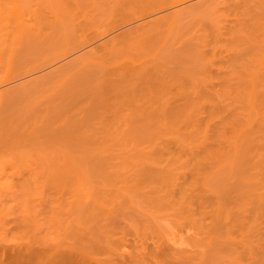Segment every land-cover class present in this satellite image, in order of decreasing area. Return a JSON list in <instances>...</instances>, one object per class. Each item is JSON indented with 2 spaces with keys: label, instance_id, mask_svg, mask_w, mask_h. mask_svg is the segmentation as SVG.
Returning a JSON list of instances; mask_svg holds the SVG:
<instances>
[{
  "label": "bare ground",
  "instance_id": "6f19581e",
  "mask_svg": "<svg viewBox=\"0 0 264 264\" xmlns=\"http://www.w3.org/2000/svg\"><path fill=\"white\" fill-rule=\"evenodd\" d=\"M25 1L0 0V20L6 21V29L10 28L12 31L16 29L18 32L15 30V34L23 33L30 36L28 40L24 39L27 36L23 37L24 40L21 39L25 45L22 44L23 41L19 44L24 45L19 46L22 47L21 49L18 47L19 55L15 54L17 46L11 49V51L14 49L15 61L19 56L18 58L23 59L24 63L30 60L29 64L33 60L32 53L38 51V53L34 52L37 55L45 48V46L42 48L41 44L46 45L47 42L50 44L53 38L56 44L63 37V32L62 36L58 35V28L53 27L58 32L54 30L53 35L56 36L54 37L52 30L49 31L50 40L47 35L42 37V32L40 36L38 32L37 35L31 36L33 29L28 22L34 18L31 20L24 18L21 12L24 8L21 6L25 5L27 2ZM61 1L65 4L68 0ZM86 1L90 2V0L76 2L82 5V2ZM8 2H12V5ZM51 2L54 1L51 0ZM72 2L74 3L75 0ZM169 2L159 6L154 5L135 19H126L127 22L123 21L124 23L115 27L118 29L121 26L119 31L114 33L115 29H112L109 36L104 33L103 38L96 36L93 38L95 40L82 42L83 45L80 43V46L77 44L76 47L67 49L71 52H66L64 48L66 54L62 53L63 55H58L59 57L52 49L56 57L52 55L50 60L48 59L51 58L48 57L50 54L42 56L41 63L34 59L33 62L35 61L38 66L35 63V66L32 65V62L31 66L30 64L28 66L29 70L27 66L23 68V61L18 60L21 71H17L18 75L16 73L14 80L0 87L1 177L5 178L3 177L5 172L9 174L6 171L8 168L11 167L15 172L21 165L19 173L15 172L17 176L11 174L14 177L13 181L8 182L6 179L7 183L12 184L15 191H19L25 198L23 204H20L23 209L21 206L20 208L26 216L29 215L28 200L35 192L42 195L40 200L47 206H45L47 224L43 222L45 226H40L42 221L38 223L34 220L38 219V217L35 218V214H33L34 219L29 217L32 224L40 226L38 228L41 233L34 232V235L26 236L29 238V244L24 245L29 249L26 247L28 249L26 253L24 252L26 249L20 250L19 253L15 251L14 256L17 254L18 260H13L15 264L16 261L18 264H94V262L98 264V261H93L94 257L92 259L93 253L117 259L119 261V263L116 261L117 264H147V260L152 259L151 261L154 262L153 258L156 259L154 264H264V0H173ZM52 3L48 2L47 5ZM66 6L61 7L67 11L70 5L67 8ZM82 6L80 8L85 11V14L83 11L81 13L87 18L88 16H84L88 12L87 8L84 4ZM87 6L90 7V4ZM58 7L56 9H61L58 12L62 13L63 9ZM76 7L80 9L79 5ZM96 9L100 10L98 7ZM66 11L64 10V16L68 12ZM232 13H235V18H229V14ZM69 14L67 13L71 19V13ZM224 15L228 16L227 19ZM34 16L36 19L40 17ZM61 16L60 14V20L66 19L63 16L61 19ZM44 18V16L40 17L41 21L38 19L36 24L39 25V21L42 25L49 23L44 24L42 21ZM34 21L32 22L35 23ZM59 22L60 26H63L64 23ZM62 26L60 29L63 28ZM2 27L0 32L3 28L5 31V27ZM57 37L58 41H56ZM164 38L166 40L163 47L159 50L154 49L158 41L157 48L160 47L159 44L162 45L161 41L163 42ZM120 40L130 42L133 40L131 43L128 41V45L124 44L125 49L136 42H140V45L143 42L152 45L151 50H158L155 54L152 51L155 57L154 62L151 60L153 57V55L151 57V50L150 53L147 52L149 54L147 56L151 57L149 59L152 65L148 63L149 61L143 63L140 57L139 60L143 63L137 62L141 64L140 66L134 61L126 65L127 62L125 68H122L123 64L121 66L118 64L124 71L120 72L121 70L118 71L116 68L118 72L114 73L115 76L112 73L113 70L108 72L97 69L98 65L95 64L99 62L98 60L97 63L91 62L90 59L87 61V57L95 54L96 50L100 48L104 50L108 44ZM4 41L2 40L3 44ZM40 41H42L41 44ZM164 44H167V47H164ZM135 45L139 48L137 44ZM130 47L126 50L130 51L134 45ZM46 48H50V45ZM142 49L144 50V46ZM13 51L10 54H13ZM59 52L61 53V49ZM144 54H146L145 51ZM85 60L87 63L84 62ZM11 61L13 60H10L13 66L16 62L11 63ZM89 62L90 65H88ZM93 64L96 69H93ZM20 66L17 65L18 68ZM78 66H82L81 69ZM76 67L78 70L74 72ZM69 69L73 70L70 73L73 72L74 76L70 79L74 81V84L68 79L65 80L74 85L73 89L76 92H88L87 94L95 95L102 89L106 92L109 90V93L113 92L112 89L115 93L120 91L126 93L129 90V93L133 92L131 96H134L136 93L134 91L141 89L142 91L139 90L141 94L138 91L137 94L143 97L137 102L127 103V101L126 105L123 103L125 106L117 103L119 109L121 107L118 110L111 107L112 101L105 105L101 102L95 103L93 100L89 103L79 102L75 94L69 93V96L64 89L67 93L65 95L69 98L63 97L67 100L62 102L61 98V102H47L45 110L42 108L38 110L43 113L40 114L38 111L36 113L37 103L30 102V99L33 101V94L39 91V88L41 93L47 89L44 87L48 84L58 82L57 78L60 81L61 77L70 71ZM102 72L107 73L103 75ZM108 73L112 74L108 76ZM117 73L120 79L117 78ZM113 75L118 80L112 79L111 76L115 78ZM152 81L158 82L157 86L155 84L153 86ZM117 85L123 88V91L120 88H117L120 89L119 91L115 90ZM153 90L161 95L167 92L175 93L179 95L180 101L179 98L175 103L170 99L156 100L157 102L152 104L148 95L153 93ZM72 95L79 103L73 101ZM32 104H35V107ZM159 149H162L161 152L167 151L166 157L169 155L173 159V162L170 160L172 163L169 161L168 165L166 163L169 159H163L166 160L164 162L167 167H158V161L152 162L153 158L160 154ZM162 154L165 156L164 152ZM118 155L122 157L123 166L121 162L114 161ZM158 158L160 159V156ZM160 160L163 163L162 159ZM177 161L187 166L190 164V167L184 171L185 168L183 170L181 166L176 165ZM118 163L119 167H123L122 173L118 172L120 169L117 168ZM126 163L130 166L129 173L126 170L128 167H124ZM155 163L157 166L154 165ZM116 174L119 177H116ZM129 177H131L130 181ZM4 190L6 191L5 188ZM178 192L183 203L180 204L177 196L180 206L177 203L168 202L170 198L168 201L165 200L167 196H170L171 200L177 202L174 198L175 193L178 195ZM46 194L48 196L50 194L49 198ZM12 195L15 194L12 193ZM164 201L167 205L173 204L172 207L175 204L178 205L185 214L184 219L193 221L195 228L198 227V232L194 237L192 236L194 239L198 238L196 245L192 246L195 247L194 250L192 247H190L192 251L183 247L178 248L177 244L173 245L176 242L171 244L168 240L162 239L166 237L163 235L164 230L161 231L165 228H161L165 224L162 223L163 220L160 222L161 216H157V219L154 215L158 213L153 212L159 206L158 204H163ZM196 203H199L198 205L202 208L201 214L197 213ZM178 207L176 209L173 207L171 210H178V214L183 213L179 212ZM6 211L8 209L4 212ZM32 211L30 213H35L34 209ZM11 216H14V213ZM26 216L22 217L26 220ZM207 219L209 222L205 223ZM144 227L147 231L150 230H148L149 227H154L158 236L154 234L155 229L150 232L157 237L151 233L149 235L152 237L148 236V233H144L146 230ZM140 228L143 233L140 232ZM168 231L164 232L169 234ZM18 232L17 237L18 234L21 235ZM181 233L184 235L189 232ZM4 234L7 235V233ZM200 238L207 239L202 243L204 240L200 241ZM150 264L153 263L150 262Z\"/></svg>",
  "mask_w": 264,
  "mask_h": 264
},
{
  "label": "rangeland",
  "instance_id": "374dc122",
  "mask_svg": "<svg viewBox=\"0 0 264 264\" xmlns=\"http://www.w3.org/2000/svg\"><path fill=\"white\" fill-rule=\"evenodd\" d=\"M27 1V2H26ZM25 2L27 3H25V5H23V3H21L23 6H21L22 8H24V10H22V9H20V10H22L21 12H22V14L25 16L24 18H26L27 20H31L32 18H34V19H32L31 21H27L31 26V28L33 29V33H31V36H32V34L35 36V35H37V32H38V35L42 32V37H45L46 35H47V37H48V35H49V31H51L52 32V36H54L53 35V33L56 31V33L58 32V30H59V32H58V35H61L62 34V32H63V37L61 38V36H58L57 34V36L59 37V38H61V39H63V40H61V42H60V40H59V38L56 40V41H58L56 44H55V38H51L52 40H50V37H48V40H50L52 43H54L53 45H52V43H50V44H48V42L47 41H45V42H47V44L45 45V43L44 44H41V42L42 41H40V44L42 45V48H44L43 46H45V48L47 47V46H49L50 45V48H44V49H42L41 50V52H39V54H37V55H35L36 53H38V51H34V52H36V53H32V58L31 59H35L36 60V62H38V60H39V62L38 63H41L42 61H43V59H42V56L44 57L45 55H49L48 57H51V58H48V59H52V55H55V57H56V54H57V57H59L58 55H60L61 56V54L62 53H64V54H66L65 52H64V48L66 49L65 51L67 52V51H70L71 52V50H67V49H72L73 48V46L74 47H76L77 46V44L80 46V43L82 44V42L83 43H87L88 42V40L90 41V39H92V40H95V39H93V38H96V36H102V35H104V37H105V34L104 33H106V36L108 35H110L109 33L112 31V29L114 30L115 29V27L116 26H118V24H120V23H124L123 21H125V22H127V20H130V18H134L135 19V17H140V15H142V13L144 12V11H147L148 10V8H151V7H153L154 5L155 6H159V4H162V3H166V2H173V0H166L165 2H164V0H94L93 2H92V0H90V2H88V1H86V2H82V5L84 4V7L85 8H87V10L86 11H88L90 14H88V12H86V15H84V16H88L87 18H85V17H83V14H85V11H83V6L81 5V4H78V2H76L77 0H75V2L77 3H73L72 1L73 0H64V1H67V2H65V4H64V2H60V0H57V2L59 3H61V6L62 7H64L65 8V6H66V4H67V6H66V8L68 7V8H70L69 10H67L66 11V9H64V8H62L61 6H60V3L58 4L57 2H55L56 0H53L54 2L52 3L51 2V0H49V1H47L46 0V2H45V0H26ZM39 1V2H38ZM80 1V0H79ZM83 1V0H82ZM85 1V0H84ZM118 1V2H117ZM141 1V2H140ZM145 1V2H144ZM163 1V2H162ZM35 2H38V3H35ZM48 2H50V3H52V5L51 4H49V5H47V3ZM169 2V3H170ZM8 3H12V2H8ZM40 3V4H39ZM70 3V4H69ZM74 5H73V4ZM81 3V2H80ZM133 3V4H132ZM150 3V4H149ZM19 4V3H18ZM38 4V5H37ZM54 4V5H53ZM56 4V5H55ZM88 4H90V7L89 6H87L86 7V5H88ZM92 4V5H91ZM120 4V5H119ZM9 5V4H8ZM12 5V4H11ZM34 5V6H33ZM37 5V6H36ZM42 5V6H41ZM44 5V6H43ZM64 5V6H63ZM73 5V6H72ZM76 5H79V8L82 6V8H80L79 10L77 9V7H76ZM10 6V5H9ZM28 6V7H27ZM31 6V7H30ZM39 6V7H38ZM51 6V7H50ZM57 6H59L58 8H62L63 9V12L61 13H59L58 12V10L56 9L57 8ZM71 6L73 7V8H71ZM98 7V9H100V10H97L96 8ZM34 7V8H33ZM38 7V8H37ZM43 7V8H42ZM94 7V8H93ZM32 8H33V11H32ZM41 8V9H40ZM46 8V9H45ZM49 8V9H48ZM54 8V9H53ZM31 9V10H30ZM36 9L37 10H39L40 9V11H36ZM56 9V10H55ZM71 9H73L74 10V12H77V13H74L73 12V10H71ZM28 10V11H27ZM36 11V13H34L35 11ZM43 12H42V11ZM61 10V9H60ZM59 10V11H60ZM64 10L69 14V13H71V16H72V18L70 19V16H68L67 15V13H66V16H64L65 14H63L64 13ZM70 10H71V12H70ZM89 10H91V11H89ZM94 10V11H93ZM26 11V12H25ZM29 11H30V13H29ZM44 11H46V12H44ZM55 11H57V12H55ZM83 11V14L81 13ZM97 11H100V12H97ZM38 12V13H37ZM97 12V13H96ZM27 13H29V14H27ZM44 13V14H43ZM59 13V16H60V14L63 16V18L65 19V20H60V17L57 15ZM74 13V14H73ZM82 15H80V14ZM144 13H146V12H144ZM143 13V14H144ZM27 16H26V15ZM36 15V17L38 18V16H40V17H45L44 19H42V21L44 22V24H46L47 22H49V23H47L46 25H42L41 24V20H40V17L38 18L40 21H39V25H37L38 24V19H36L35 18V16L34 15ZM54 14V15H53ZM136 14V15H135ZM139 14V15H138ZM30 15V16H29ZM70 15V14H69ZM228 15V14H227ZM230 16H229V18H235V13H232V14H229ZM233 15H234V17H233ZM29 16V17H28ZM62 16H61V19H63L62 18ZM79 16V17H78ZM226 15H224V17H225ZM56 17H57V19H58V21H56L57 19H56ZM67 17H69V19L67 20ZM85 18L84 20H83V18ZM90 17V18H89ZM227 17L228 16H226L225 18L227 19ZM48 18V19H47ZM81 18H82V20H81ZM228 18V19H229ZM26 19H25V21H26ZM87 19V20H86ZM89 19V20H88ZM95 19V20H94ZM127 19V20H126ZM35 20V21H34ZM45 20H46V22H45ZM51 22H50V21ZM67 20V22H63L62 23V21H66ZM80 20V21H79ZM32 21H34L35 23H33ZM36 21H37V24H36ZM54 21V22H53ZM59 21H61V23L63 24V28H64V31H62L63 30V28L62 29H60L61 28V26H60V22ZM88 21V22H87ZM92 21V22H91ZM32 22V23H31ZM56 22V23H55ZM58 22V23H57ZM76 22H77V24H76ZM5 23H6V21L4 22V21H2V20H0V27H2V25H3V27H5V31H4V28H3V30L0 32L1 34H0V49L2 50H0V87L1 86H3V85H5V84H7L10 80L12 81V80H14L15 78V76H16V73H17V71L19 72V71H21V66L19 65V62L17 63V61L19 60V61H23V59L22 60H20L18 57L19 56H17V61H15L16 60V55H19V54H17L19 51H20V49L25 45V43H24V39H26V40H28L29 39V37L30 36H27V35H24L23 33H19L20 35H18V33H16L17 34V36H16V34L14 33V32H16L15 30L14 31H12V29H6V27H7V25H5ZM51 23V24H50ZM67 23H68V25H67ZM82 25H81V24ZM84 23H85V25H84ZM90 23V24H89ZM59 25V26H57V25ZM74 24H76V26L74 25ZM49 25V27H47ZM65 25V26H64ZM88 25V26H87ZM32 26H35L34 28L32 27ZM44 26H45V28H46V30L48 31H46L45 30V28H44ZM50 26H51V28H50ZM57 26V27H56ZM120 26V25H119ZM53 27H55V29L56 28H58V30H55V29H53ZM71 27V28H70ZM78 27V28H77ZM121 27V26H120ZM119 27V28H120ZM1 28V29H2ZM50 28V29H49ZM70 28V29H69ZM118 28V27H117ZM118 28V29H119ZM49 29V30H48ZM68 29V30H67ZM82 29V30H81ZM118 29H115L114 30V33L115 32H117V31H119ZM36 30V31H35ZM45 30V31H44ZM55 30V31H54ZM67 30V31H66ZM71 30V31H70ZM9 31V32H8ZM12 31V32H11ZM35 31V32H34ZM75 31V32H74ZM101 31V32H100ZM7 32H8V35H7ZM11 32V33H10ZM18 32V31H17ZM61 32V33H60ZM45 33V34H44ZM46 33H48V34H46ZM60 33V34H59ZM69 33V34H68ZM87 33V34H86ZM112 33V32H111ZM114 33L112 34V35H114ZM23 34V35H22ZM86 34V35H85ZM117 34V33H116ZM7 37H6V36ZM10 35V36H9ZM30 35V34H29ZM65 35V36H64ZM2 36V37H1ZM12 36V38H10ZM16 36V37H15ZM19 36H21V37H19ZM26 37V38H24L23 39V37ZM40 36V35H39ZM51 36V37H52ZM18 37H19V39H18ZM46 37V38H47ZM54 37H56V36H54ZM74 37V38H73ZM224 37V36H223ZM97 38H100V37H97ZM101 38H103V36L101 37ZM18 39V40H17ZM21 39H23V40H21ZM42 39V38H41ZM122 39V38H121ZM2 40L4 41H6V43H5V41H4V44H3V42H2ZM15 40V41H14ZM20 40V41H19ZM25 40V41H26ZM117 40H119V39H117ZM124 40V39H123ZM165 38H164V40H163V42L161 41V43H162V45L161 44H159V48H157V46H158V44L157 43H159V41L156 43L157 44V46H156V44L154 45L155 47H154V49L156 48V49H161L162 47H163V43L165 42ZM22 41H23V43H22ZM122 40H120V41H115L114 43L116 44H108L105 48H104V50H102L101 48H100V50H96V53L95 54H90L91 55V57L90 56H88L87 58V61L90 59L91 60V62L92 61H95L94 63H97L98 61L99 62H101L100 64H99V62L97 63V64H95V65H98L97 66V69H99V70H105V71H108V72H112V70H113V74L115 73L116 74V72H118L119 70H121L120 72H122V71H124V69L122 70V68H125V66L126 65H128V64H131V62L132 61H134V63L136 62H139V63H141V64H143V63H147L148 61V63L149 64H151L152 65V63H151V60H152V62H154L153 61V58H155L154 57V55L153 54H155V52L156 51H158V50H151V48H152V45H148V43H145V42H143V43H141V45L138 43V42H136L135 44H137V46H139V48H137L136 47V45L134 44V43H132L131 45L133 46L134 45V47H135V49H134V47L133 48H131L132 46L131 45H129L126 49L128 50L129 49V47L131 48V49H133V50H131L130 49V51H127L126 49H125V45H128V41H122ZM133 41V40H132ZM131 41V42H132ZM8 42V43H7ZM10 42V43H9ZM18 42V43H17ZM44 42V41H43ZM76 42V43H75ZM79 42V43H78ZM130 42V41H129ZM130 42V43H131ZM168 42H170V41H168ZM24 44L23 46L22 45H19V44ZM61 43H62V45H61ZM66 45H65V44ZM75 43V44H74ZM122 43H123V45H122ZM2 44H3V46H2ZM6 44H7V46H6ZM39 44V45H40ZM60 44V45H59ZM125 44V45H124ZM170 44V43H169ZM15 45V46H14ZM39 45H37V46H39ZM56 45V46H55ZM64 45V46H63ZM76 45V46H75ZM83 45V44H82ZM124 46V47H122V46ZM167 44H164V47L166 46ZM2 46V47H1ZM16 46H17V49L15 50V54H14V49L12 50L13 51V54L15 55H13V54H10L12 51H11V49L14 47V48H16ZM19 46H22V47H19ZM59 46V47H58ZM62 46V47H61ZM143 46H144V50L142 49L143 48ZM20 49H19V48ZM52 47V48H51ZM72 47V48H71ZM151 47V48H150ZM167 47V46H166ZM4 48V49H3ZM40 49H41V46L39 47ZM142 50H141V49ZM145 48H146V50H145ZM150 48V49H149ZM9 49V50H8ZM18 49H19V51H18ZM47 49L49 50V51H47ZM51 49V50H50ZM54 50V52L56 53V54H54V52H52L53 50ZM59 49V51H60V49H61V53L59 52V51H57ZM63 49V50H62ZM123 49H125V50H123ZM149 49V50H148ZM36 50H38L37 49V47H36ZM44 50H46V51H44ZM136 52H135V51ZM143 51V52H141V51ZM151 50V51H150ZM5 51V52H4ZM9 51H11V52H9ZM40 51V50H39ZM51 51V52H50ZM58 53H57V52ZM111 51V52H110ZM144 51L146 52V54H144ZM151 52V57H152V55H153V57H152V59L150 60L149 59V57L150 56H147V55H149V54H147V52ZM152 51H154V53L152 52ZM45 52V53H44ZM46 52H47V54H46ZM49 52V53H48ZM139 52V53H138ZM149 52V53H150ZM4 53V54H3ZM42 53V54H41ZM60 53V54H59ZM72 53H74V51L72 52ZM153 53V54H152ZM33 54H34V56H33ZM139 54V55H138ZM144 54V55H143ZM38 55H39V57H38ZM63 55V54H62ZM68 55V54H67ZM121 55V56H120ZM133 55V56H132ZM141 55H143V56H141ZM4 56V57H3ZM12 56H14V59H12L13 57ZM31 56V55H30ZM36 56V57H35ZM34 57V58H33ZM62 57H64V56H62ZM61 57V59H63ZM66 57V56H65ZM103 57V58H102ZM107 57V58H106ZM118 57V58H117ZM142 59H141V58ZM150 57V58H151ZM47 58V57H46ZM45 58V59H46ZM134 58V60H132ZM139 58H140V60H142V62L139 60ZM145 58H147V59H149V60H144ZM26 59H28V57L26 58ZM30 59V58H29ZM42 59V61H40ZM123 59V60H122ZM129 59V60H128ZM10 60H13V62H16V63H13L12 61H11V63H13V66H11L12 64H10ZM33 60L31 61V62H29V64H30V66H31V63L33 62ZM49 60V61H50ZM56 60V59H55ZM54 60V61H55ZM58 60H60V59H58ZM89 60V61H90ZM98 60V61H97ZM103 60V61H102ZM128 60V61H127ZM137 60H139V61H137ZM28 61H30V60H28ZM28 61L26 62V63H24L25 61H23V63H24V65H23V63H22V66H23V68H27L28 66H29V64H28ZM45 61H47V59L45 60ZM44 61V62H45ZM87 61L85 60L84 62H86L87 63ZM125 61V62H124ZM43 62V63H44ZM128 62V63H127ZM34 63H35V61L33 62V64L32 65H34ZM42 63V64H43ZM109 63V64H108ZM127 63V64H126ZM133 63V62H132ZM135 63V64H136ZM139 63H137V64H139ZM18 65V67L20 66V68H18L17 67V65ZM27 64V65H26ZM118 64H120V66L122 65V66H124V67H119V65ZM126 64V65H125ZM141 64H139L138 66H140ZM35 65H37V63H35ZM34 65V66H35ZM84 65V64H83ZM86 65V64H85ZM88 65H90V62L88 63ZM92 65V64H91ZM25 66V67H24ZM27 66V67H26ZM34 66H32L33 68H34ZM38 66V65H37ZM37 66H36V68H37ZM13 67V68H12ZM16 67V68H15ZM80 69H81V67L82 66H78ZM78 67H76V68H74V72L76 71L77 72V70H78ZM90 67V66H89ZM93 69H96L95 67H94V64H93ZM91 67V68H92ZM32 68V69H33ZM117 68V69H116ZM120 68V69H119ZM139 68V67H138ZM18 69H20V70H18ZM111 69V70H110ZM118 70V71H116V70ZM23 70V69H22ZM25 71H27L26 69H24ZM28 70H29V67H28ZM70 71H67V73L66 74H64L63 75V77H61L62 79L59 81V79L57 78V80H58V82H53V83H50V84H48L46 87H44V88H47V89H44L43 91H41V93H40V88L38 89L39 91H37V92H35L34 94H33V101H31L32 99H30V102H33V103H37V108L34 106L35 104H32L34 107H35V112L37 113V111L40 109V108H42L43 110H45L46 109V107H45V103H57V101L59 102L60 101V99H61V101L63 102V101H65V100H67V99H65L63 96H67V95H69V93L71 94H75L76 96H77V99H78V101L80 102H82V103H89L90 101H92L93 100V102H95V103H99V102H101V103H104V105L106 104V103H108V104H110V102L113 104H110L111 105V107H113V108H116V109H118V110H120L121 109V107H120V109H119V105H122L123 103H125V105H126V102L127 103H130V101L131 102H137L139 99H141L143 96L142 95H140L141 94V89H136V91H134V92H136L135 94H134V96H131V95H133L132 93L133 92H131V93H129V90L127 91L129 94H130V97H129V94H127V92L124 94V93H122L121 91L120 92H114V90L112 89V93H109L108 91L106 92V91H103V89H102V91L100 90L99 92H100V95H98V93L99 92H97V94H95V95H92V94H87L88 92H76V90L74 91V85H72L71 84V82L70 81H72V83L74 82L73 80H71L72 78H73V72H72V74L70 73L71 71H73V70H71V69H69ZM92 70V69H91ZM24 71V72H25ZM71 74H69V73ZM95 72V71H94ZM101 73V72H100ZM104 73H107V72H102V74L103 75H105ZM112 73H108V76H109V74L111 75ZM20 74V73H19ZM75 74V73H74ZM98 73H96V75H97ZM114 74V75H115ZM118 74V73H117ZM17 75H18V73H17ZM65 75H66V77H65ZM69 76V78H68V76ZM95 75V76H96ZM107 75V74H106ZM113 75V76H114ZM116 76V75H115ZM114 76V77H115ZM120 76H121V74H120ZM163 77V76H162ZM164 77H165V75H164ZM163 77V78H164ZM14 78V79H13ZM63 78H64V80H63ZM71 78V79H70ZM111 78L112 79H115V80H118V79H116V77L115 78H113L112 76H111ZM117 78H119L120 79V77H119V74H118V76H117ZM65 79H68V80H70L69 82H67ZM161 80V79H160ZM56 81V80H55ZM62 81H65L64 83L62 82ZM153 81H155L154 79H153ZM153 81L151 82V83H153ZM7 82V83H6ZM4 83V84H3ZM158 83V82H157ZM157 83L155 82V83H153V86H154V84H155V86H157ZM54 84V85H53ZM74 84V83H73ZM46 85V84H45ZM57 85H58V87H60V88H58L57 87ZM68 85V86H67ZM51 86V87H50ZM122 86V85H121ZM56 87V88H55ZM62 87V88H61ZM65 87V88H64ZM112 87V86H111ZM122 87H124V86H122ZM113 88H114V86H113ZM117 88H120L118 85H117V87L116 88H114L115 90L117 89ZM125 88H126V90L128 89L126 86H125ZM125 88H124V91H125ZM43 89V88H42ZM41 89V90H42ZM49 89V90H48ZM68 92V94L66 93V91ZM68 89V90H67ZM110 89V88H109ZM121 89V88H120ZM120 89H117V91H119ZM123 89V88H122ZM121 89V90H122ZM45 90H46V92H45ZM58 90V91H57ZM73 92H72V91ZM106 90H107V88H106ZM139 90H141L140 92H139ZM123 91V90H122ZM140 93V94H137L138 92ZM60 92V93H59ZM76 92V93H75ZM102 92V93H101ZM153 93H149V95L148 96H150V100H151V103L152 104H155L157 101L156 100H158V101H163V100H172V102L173 103H175V102H177L178 101V99L177 98H179V101H180V97H179V95H176L175 93H165V94H163V95H161V93H158V92H154V90L152 91ZM62 93V94H61ZM63 93H64V95H63ZM104 93H106V94H104ZM143 93V92H142ZM155 93V94H154ZM65 94H67V95H65ZM121 94V95H120ZM157 94V95H156ZM160 94V95H159ZM72 95V96H73ZM110 95V96H109ZM113 95H115V96H113ZM126 97H125V96ZM34 96H35V98H34ZM60 96V97H59ZM70 96V95H69ZM104 96V97H103ZM105 96H107V97H105ZM109 96V97H108ZM123 96V97H122ZM154 96V97H153ZM32 97V96H31ZM110 97H111V99H110ZM122 97V98H121ZM157 97V98H156ZM64 98V99H63ZM67 98H69L68 96H67ZM71 98V97H70ZM75 98V96H73V98L72 99H74ZM101 98V99H100ZM126 98V99H125ZM36 99V100H35ZM59 99V100H58ZM77 99H74L73 101L75 102V103H79L78 101H77ZM99 99V100H98ZM106 99H108L107 100V102L105 101ZM115 99V100H114ZM117 99V100H116ZM123 99V100H122ZM110 100V101H109ZM114 100V101H113ZM119 100V101H118ZM122 100V101H121ZM154 100V101H153ZM60 101V102H61ZM121 101V102H120ZM73 102V103H74ZM114 102V103H113ZM47 103V104H48ZM74 103V104H75ZM119 105H118V104ZM120 103H122V104H120ZM46 104V105H47ZM124 105V104H123ZM124 105V106H125ZM43 106H44V108H43ZM107 106H109V105H107ZM124 106H122V107H124ZM75 107V106H74ZM78 107V105L76 104V108ZM110 107V106H109ZM76 108H74V109H76ZM42 109H40V110H42ZM111 110V109H110ZM109 110V111H110ZM40 114L41 113H43V111H38ZM38 113V114H39ZM160 150V154H159V152H158V157L160 156V159H162V162L163 163H161V160L157 157V156H155L154 158H153V161L152 162H154V160L156 161V163H157V161L159 162L158 164V167L159 166H161V167H167V165H168V163H169V161L170 160H172V162H173V159H171V156H167L166 157V153L168 154V152L167 151H163L164 153H165V156L162 154L163 152H161L162 151V149H159ZM164 156V157H163ZM170 157V158H169ZM169 159L168 161H167V163L166 162H164V161H166V160H163V159ZM181 160H183L182 158H180ZM185 159V158H184ZM160 160V161H159ZM175 160H177V159H175ZM114 161H115V163L118 161V162H121V165L123 166V162H122V157L120 156V155H118L117 157H116V159H114ZM171 162V161H170ZM171 162V163H172ZM183 162V161H182ZM185 162V161H184ZM211 162V164H213V162L212 161H210ZM154 164V165H156L157 166V164ZM167 165H166V164ZM177 164L176 165H179V166H181L182 167V169L184 170V168H185V170L184 171H187L188 170V168L190 167V164H189V166H187L186 164H182L181 163V161L180 162H176ZM160 164H163V165H160ZM186 165V166H185ZM118 167L117 168H120L119 170H118V172L120 171H123V167L121 168V167H119V163H118V165H117ZM128 167V169L126 168V170H127V172L129 173V165L126 163V165H124V167ZM20 167H21V165H20ZM19 166H18V168H16V171L15 172H17V173H19V171H20V168ZM187 167V168H186ZM187 169V170H186ZM15 170V169H14ZM7 172H9V174L7 175V173L5 172V174H3V175H5V176H3V177H5V178H2L1 176H2V172L0 173V177L2 178V179H0V205H1V208H0V264H11V262H12V264H15V260H17V254L14 256V254L17 252V253H19V251L20 250H22V251H24L25 249V253L27 252V250L29 249V247L28 246H26V245H28L29 243H28V239L29 238H26V236H31V234H33L34 235V232L36 233H38V234H40L41 233V231H39V229L40 228H38V227H40L41 225H44V224H47L45 221L47 220V210H46V208H45V204H44V202L43 201H41L40 199H41V197H42V195L41 194H39V193H37V192H35L34 194H32L31 195V200L29 199L28 200V203H29V215L28 216H26V214H24V212L22 211V205H20V204H23V200L25 199L24 197H23V195L21 194V193H19V191H15V189L13 188V186H12V184H9V183H7V180L6 179H8V182H9V180H12V178H14L13 176L15 175V172L12 170V168L10 167V168H8L7 170H6ZM12 171V172H11ZM14 172V173H13ZM117 172V173H118ZM251 172V171H250ZM253 172V171H252ZM122 173V172H121ZM126 173V172H125ZM253 173H255V172H253ZM252 173V174H253ZM13 176H12V175ZM6 175H7V177H6ZM120 175V174H119ZM122 175V174H121ZM126 175V174H125ZM128 175V174H127ZM15 176H17V174L15 175ZM116 177H119L117 174L115 175ZM114 176V177H115ZM10 177V178H9ZM115 177V179H117ZM121 178H122V176H120ZM114 179V178H113ZM130 179H131V177H129V181H130ZM3 180V181H2ZM119 180V179H118ZM190 180H191V178H190ZM13 181V180H12ZM114 181H116V180H114ZM114 181H113V183H114ZM5 182V183H4ZM116 182H118V181H116ZM115 182V183H116ZM189 182H191V181H189ZM112 183V182H111ZM3 184H5V185H3ZM8 184H9V186H8ZM2 188V189H1ZM4 188L6 189V191L4 190ZM14 189V190H13ZM4 192H3V191ZM1 191H2V193H1ZM6 192V193H5ZM9 192V193H8ZM15 192V193H14ZM12 193L13 194H15V195H12ZM17 193V194H16ZM48 193V192H47ZM3 194V195H2ZM8 194V195H7ZM21 194V195H20ZM5 195V196H4ZM11 195V196H10ZM41 195V196H40ZM34 196V197H33ZM46 196H48L47 194H46ZM46 196H44L46 199H47V197ZM49 196H50V194H49ZM49 196H48V198H49ZM175 196L177 197H179V196H181V195H179V192H178V195H176V193H175ZM174 196V197H175ZM3 197V198H2ZM5 197V198H4ZM8 197V198H7ZM173 197V198H174ZM174 198V199H176V201L178 200V197L177 198ZM33 198V199H32ZM168 198H170L169 199V201H168ZM172 198L170 197V196H167L166 197V199L165 200H167L168 202H170V203H177V204H179L178 202L180 201V204H183L182 203V199H180V197H179V201H177V202H175V200H171ZM4 200V201H3ZM43 200V199H42ZM2 202V203H1ZM42 202H43V204H42ZM166 201H164V203L163 204H165L163 207L162 206H160V205H163V204H161V203H159L158 205L160 206H158V205H156V207L157 208H160L159 210L161 211H159V210H157V208H156V210H155V212H153V210L155 209V208H152L153 210H152V212L155 214V213H158V214H153L154 216H156V218H157V216L158 217H160L159 218V220H160V222H162V220H163V224H165L164 226H163V224H162V226L163 227H161V228H164V229H161V231L162 230H164V231H167V230H169L168 231V233L169 234H166V232H164L163 231V235H166V237H165V239L164 238H162L163 240H168L169 242L168 243H170L171 242V244H173L174 242H176V243H174L173 245H175L176 246V244H177V246H178V248H180V247H183V248H185V249H187V250H191V248L190 247H192V246H194V245H196V242L198 241V238H193L195 235H196V232H198V227L197 228H195L196 227V225L194 224L193 225V221L191 222V221H189L188 219H184V212H183V210L181 211V209L178 207V205L176 206V204L173 206L174 207V209H176V207H178V209H180L179 210V212L181 211V212H183V213H179V214H181V215H179L178 214V210H174V209H172L171 210V208H173L172 207V205L170 204V203H168L169 205H167L166 203H165ZM9 204V205H8ZM13 204V205H12ZM180 204H179V206H180ZM199 203H196L195 204V207H196V209H197V213L199 212V214H201L200 213V211L202 210V208L198 205ZM2 205H3V207H2ZM170 205H171V207H170ZM186 205V204H185ZM185 205H181L182 207L183 206H185ZM9 206V207H8ZM20 206H21V208H20ZM165 206H167L166 208H165ZM176 206V207H175ZM4 207H6V208H4ZM15 207V208H14ZM47 207V206H46ZM4 208V209H3ZM30 208H32L31 209V211H30ZM45 208V209H44ZM204 208V207H203ZM2 209L5 211V210H7L8 209V211H6V212H2ZM18 209V210H17ZM35 210L34 212L35 213H30V212H33L32 210ZM169 209V210H168ZM205 210H206V208H204ZM209 209H210V207H209ZM209 209H207L208 211H209ZM45 210V211H44ZM174 210V211H173ZM13 211V212H12ZM38 211V212H37ZM175 211H176V213H177V215H176V213H175ZM7 212H8V214H13L14 213V216H11V215H8L7 214ZM6 213V214H5ZM160 213H161V215H160ZM162 213H163V215H162ZM175 213V214H174ZM17 216H16V215ZM33 214H35L34 216H35V218L36 217H38V219H34V216H33ZM37 214V215H36ZM168 214V215H167ZM182 214H183V216H182ZM23 215H25L26 216V220L28 221V222H24V221H26L25 220V217H22ZM198 215V214H197ZM33 217L32 219H34V220H37L38 221V223H40L41 221H42V224L40 223V226H38V224H37V226L36 225H34V224H32L31 223V218L29 219V217ZM181 216V217H180ZM201 216V215H200ZM20 217V218H19ZM22 217V218H21ZM42 217H43V219H42ZM45 217V218H44ZM168 217V218H167ZM16 218V219H15ZM24 218V219H23ZM163 218V219H162ZM178 218H180V219H178ZM186 218V217H185ZM158 219V218H157ZM167 219V220H166ZM8 220V221H7ZM34 220L32 221V222H34ZM167 221V222H165V221ZM184 220V221H183ZM188 222H187V221ZM37 221H35L36 223H37ZM43 222H45L44 224H43ZM206 222H209V220L207 219L206 221H205V223ZM25 223V224H24ZM167 223V224H166ZM189 223V224H188ZM168 224H170L171 225V229H170V225L168 226V227H166ZM173 224H175V225H177V227L176 226H174ZM180 224V225H179ZM184 226H183V225ZM16 225H17V227H16ZM189 225V226H188ZM45 226V225H44ZM159 226H161V225H159ZM179 226H180V228H179ZM186 226H188V227H186ZM28 227V228H27ZM32 227V228H31ZM142 227V226H141ZM172 227H173V229H172ZM185 227V228H184ZM26 228V229H25ZM28 229V230H27ZM38 229V230H37ZM144 229H146V230H144V233H148L147 235L148 236H151V235H153V236H155V237H157L158 236V232H157V230L154 228V227H152V228H148V230L149 231H147V228L146 227H144ZM155 229V231H156V233H154V234H157V236L156 235H154V234H152V232H153V230ZM160 229V228H159ZM167 229V230H166ZM181 229H182V231H181ZM185 230H187V231H185ZM19 231V232H18ZM142 231V233H143V230H141V228H140V232ZM150 231H152V232H150ZM154 231V232H155ZM178 231V232H177ZM17 232L18 233H20L21 235L19 236V234H18V237L16 236L17 235ZM23 232H25V233H23ZM181 232H183V233H185V232H189V233H185L184 235H185V237H184V235L181 233ZM4 233H7V235L6 234H4ZM23 233V234H22ZM149 233H151V235H149ZM173 233H175V234H173ZM178 234V236H176L177 234ZM8 236V237H5V236ZM32 235V236H33ZM35 235H37V234H35ZM168 235V236H167ZM181 235V236H180ZM187 235H188V237H187ZM175 238H174V237ZM193 236V237H192ZM3 237V238H2ZM152 237V236H151ZM167 237H171V238H167ZM191 237V238H190ZM11 238H13V239H11ZM24 240L25 239V241H23L22 242V240ZM167 238V239H166ZM16 239V240H15ZM33 239V238H32ZM36 239V238H35ZM35 239H33V240H35ZM144 239H146L147 241H150L148 238H144ZM154 239V238H153ZM159 239H161V238H159ZM158 239V240H159ZM171 239V240H170ZM207 239V238H206ZM206 239L205 238H200L199 240L200 241H202V240H204V241H202V243L203 242H205L206 241ZM11 240V241H10ZM14 240V241H13ZM27 240V241H26ZM33 240H30V241H32V243H34L33 242ZM152 240V239H151ZM154 240H156V239H154ZM153 240V241H154ZM157 240V241H158ZM172 240H175V241H173L172 242ZM193 240V241H192ZM195 240V241H194ZM197 240V241H196ZM10 241V242H9ZM16 241V242H15ZM20 241V242H19ZM29 241V242H30ZM123 241V240H122ZM160 241V240H159ZM25 242V243H24ZM122 243V242H121ZM123 243H125L124 241H123ZM122 243V244H123ZM149 243V242H148ZM151 243V242H150ZM201 243V242H200ZM9 244V245H8ZM20 244V245H19ZM22 244H23V246H22ZM24 244H26V245H24ZM152 244V243H151ZM182 246H181V245ZM184 244V245H183ZM14 245V246H13ZM191 245V246H190ZM13 246V247H12ZM18 246V247H17ZM5 247V248H4ZM23 247H24V249H23ZM28 249H27V248ZM3 250H2V249ZM14 248V249H13ZM18 248H19V250H18ZM126 248H128V247H126ZM182 248V249H183ZM9 249V250H8ZM195 249V247L193 248L192 247V250H194ZM7 250V251H6ZM189 250V251H190ZM191 250V251H192ZM4 251V252H3ZM14 251V252H13ZM16 251V252H15ZM12 252V253H11ZM5 255H4V254ZM13 254V255H12ZM4 255V256H3ZM92 255V254H91ZM91 255H90V257H91ZM14 257V258H13ZM90 257H89V259H90ZM93 257H94V259H93ZM95 257H96V259H98V260H96L95 259ZM100 258V259H99ZM103 258V259H102ZM108 258V259H107ZM111 258V257H110ZM109 257H108V255H101V256H99V255H95L94 253H93V255H92V259H93V261H98V264L100 263V264H113V262H114V264L116 263V261H117V259H114V258H112V259H114V260H112V259H110ZM154 259V262H155V258H153ZM14 260V261H13ZM112 260V261H111ZM152 260V259H151ZM151 260H147L146 262H147V264H150V262L151 263H153L154 264V262L153 261H151ZM18 261V260H17ZM17 261H16V264H18L17 263ZM14 262V263H13ZM97 262H94V264H96ZM117 263H119V261H117ZM116 263V264H117Z\"/></svg>",
  "mask_w": 264,
  "mask_h": 264
}]
</instances>
